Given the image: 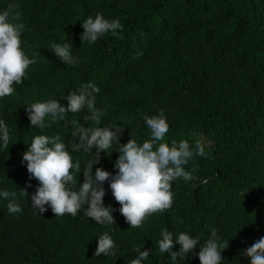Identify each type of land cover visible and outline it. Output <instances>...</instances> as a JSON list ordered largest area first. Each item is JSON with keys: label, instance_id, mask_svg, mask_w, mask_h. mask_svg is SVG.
<instances>
[{"label": "trees", "instance_id": "trees-1", "mask_svg": "<svg viewBox=\"0 0 264 264\" xmlns=\"http://www.w3.org/2000/svg\"><path fill=\"white\" fill-rule=\"evenodd\" d=\"M10 2L0 0V9ZM15 2L25 25L26 54L37 57L27 78L0 98V119L10 129L9 144L0 147V189L16 192L22 209L9 213L8 200L0 198V264H131L136 247L150 250L144 264H169V254L157 246L162 228L174 236L184 231L201 243L216 228L225 248L223 264H250L240 253L264 236V0ZM97 12L119 19L120 38L106 33L95 44L83 45L81 22ZM64 40L79 57L75 66L64 65L51 50L52 43ZM89 81L100 88L96 107L106 110L100 126L120 125L121 144L130 132L138 142L147 138L142 117L160 110L169 124L163 142H210L206 158L195 157L185 166L194 169L193 178L173 183L171 208L151 214L137 228L125 222L108 182L103 202L115 209V224H95L82 210L55 217L50 208L40 215L31 207L39 182L29 178L22 163L27 144L34 135L60 134L71 150L77 137L75 126L65 128L59 118L46 117L42 129L31 127L26 108L59 100ZM59 102L67 105V100ZM85 115L87 110L69 112L66 118L80 127L94 126ZM92 151L71 153L77 183L83 182ZM112 151L101 152L93 172L101 167L115 174L119 153ZM105 231L114 240V253L94 256L97 237ZM179 247L174 243L172 251ZM198 251L178 264H199Z\"/></svg>", "mask_w": 264, "mask_h": 264}, {"label": "clouds", "instance_id": "clouds-1", "mask_svg": "<svg viewBox=\"0 0 264 264\" xmlns=\"http://www.w3.org/2000/svg\"><path fill=\"white\" fill-rule=\"evenodd\" d=\"M81 26L84 30L80 36L83 45L95 44L106 33L120 38L123 28L118 18L108 19L100 12L94 17L88 16ZM24 31L21 11L13 0L0 9V98L11 95L15 90L13 85H20L27 78L29 66L36 63L37 53H32L31 58L26 54L22 41ZM50 47L64 65L75 66L80 62L72 45L66 40L52 43ZM99 92L100 88L89 81L70 90L67 96H61L59 100L48 98L27 106L31 127L42 129L46 127V117H51L53 121L59 118L65 128L75 126L72 135L77 137L71 144V150L66 147L60 134L34 135L30 144H27L22 163L26 166L29 178L39 182L31 195V207L40 215L50 208L55 217L65 214L76 216L82 210L83 216L91 218L95 224H115L112 215L115 209L111 205L105 206L103 202L106 194L103 185L108 182L112 196L120 204L119 212L125 222L130 225V229L137 228L151 214L171 208L174 200L173 183L178 179L189 181L193 178L194 169L186 170L185 166L195 157L206 158L205 148L210 142L202 138H197L192 144L184 139L163 142L169 124L167 116L160 110L155 115L142 117L149 132L147 138L138 142L130 132V139L121 144L120 125L100 126L106 110L96 107V95ZM60 100H67V105H62ZM82 110H87L84 120L93 122L94 126L80 127L77 120L66 118V113L77 114ZM9 139L10 129L0 119V147H6ZM93 148L94 157L86 170L82 171L83 182L77 183L78 165L71 153L81 150L93 153ZM109 149L119 153L114 162V168L117 169L115 174L101 167L93 172V165L100 163L101 152L109 155ZM22 194L28 196L24 189ZM16 195L14 191L0 189V198L8 200L6 207L9 213L22 210L16 203ZM159 235V252L169 254V264L184 261L196 248L199 249L196 255L199 264H223L221 253L225 248L216 228L210 230L208 238L202 243L199 237L184 231L174 236L172 231L162 228ZM97 238L94 256L114 253L115 243L109 232L105 231ZM174 243L180 246L178 251H172ZM134 251L138 255L131 260V264H144L150 256L149 249L136 247ZM240 255L249 257L250 264H264V236L242 250Z\"/></svg>", "mask_w": 264, "mask_h": 264}]
</instances>
